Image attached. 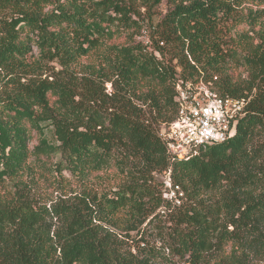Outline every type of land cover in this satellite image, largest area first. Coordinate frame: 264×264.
<instances>
[{
    "label": "trees",
    "instance_id": "1",
    "mask_svg": "<svg viewBox=\"0 0 264 264\" xmlns=\"http://www.w3.org/2000/svg\"><path fill=\"white\" fill-rule=\"evenodd\" d=\"M137 1L0 0V183L56 152L67 177L128 170L133 156L146 169L50 207L17 190L0 203V264H264V0ZM102 47L100 68L77 77ZM200 78L249 98L246 113L226 141L177 158L159 125L176 116L178 81ZM153 171L187 201L155 192Z\"/></svg>",
    "mask_w": 264,
    "mask_h": 264
},
{
    "label": "rangeland",
    "instance_id": "2",
    "mask_svg": "<svg viewBox=\"0 0 264 264\" xmlns=\"http://www.w3.org/2000/svg\"><path fill=\"white\" fill-rule=\"evenodd\" d=\"M141 5V0L137 1L136 6ZM142 12H145V7H139ZM168 8L167 1H164L157 9L154 15V19L160 17L166 9ZM126 33L121 36L114 38L111 42H124L126 38ZM108 49L102 47L96 52L92 53L89 56H85L79 60V62L74 65L76 69L77 77H81L86 72L92 73L94 70L100 68L102 65V59L105 54H107ZM57 65V69L61 70V66ZM90 66V67H89ZM107 92L112 93L111 83H107ZM167 124L162 122L159 125L160 131ZM46 136L50 139H53L52 128L46 129ZM37 142L35 140L31 147ZM43 159H48L47 166L43 163L44 161H36L35 156L31 155L27 167L16 177V180H6L3 183H0V203H10V200L21 188L29 189L28 195L30 198L39 201L40 204H44L50 207L53 203L57 202L59 196L63 198L74 197L76 194L82 193L84 190L90 191L91 193H112L114 190L118 189L120 185L125 182L133 181L132 178H138L137 173L145 172L146 169L142 166V160L139 157L126 158L128 162V170H122L117 165H112L110 168L102 171L90 172L84 176L82 175H68L63 176L57 172L55 168L50 166L55 165L57 160L60 158L58 152L53 153L50 156L42 155ZM133 174V175H132ZM136 174V175H135ZM141 175V174H140ZM154 178L149 182V185L155 190V192H164V196L167 198L173 197V191L175 190L176 194L184 197L182 200L187 201L185 193L179 187H173L168 185L169 181L167 174L159 173L153 171L151 173ZM163 182V183H162ZM212 196V195H211ZM170 209L165 207H158L153 209V213L149 216L147 221L143 224L144 228L150 235L151 232L155 229V225L164 220L166 212ZM54 222H57L54 219ZM119 234L123 235V231L118 230ZM135 234V232H133ZM152 236V237H151ZM150 238H153L154 235H151ZM156 241L155 239H152Z\"/></svg>",
    "mask_w": 264,
    "mask_h": 264
},
{
    "label": "built area",
    "instance_id": "3",
    "mask_svg": "<svg viewBox=\"0 0 264 264\" xmlns=\"http://www.w3.org/2000/svg\"><path fill=\"white\" fill-rule=\"evenodd\" d=\"M139 39L150 42L143 30ZM176 116L165 124L161 136L169 153L177 158H189L200 149L226 141L236 130L246 113L249 98L221 95L212 81L180 79L176 85ZM168 185H172L167 181ZM178 204L181 199L173 191Z\"/></svg>",
    "mask_w": 264,
    "mask_h": 264
}]
</instances>
